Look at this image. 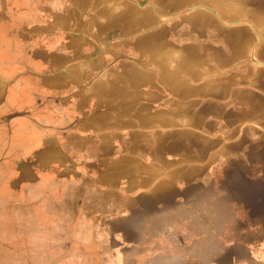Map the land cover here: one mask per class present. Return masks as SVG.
Masks as SVG:
<instances>
[{
	"label": "crops",
	"instance_id": "crops-1",
	"mask_svg": "<svg viewBox=\"0 0 264 264\" xmlns=\"http://www.w3.org/2000/svg\"><path fill=\"white\" fill-rule=\"evenodd\" d=\"M262 127L264 0H0V252L36 257L13 264L143 237Z\"/></svg>",
	"mask_w": 264,
	"mask_h": 264
},
{
	"label": "rangeland",
	"instance_id": "rangeland-1",
	"mask_svg": "<svg viewBox=\"0 0 264 264\" xmlns=\"http://www.w3.org/2000/svg\"><path fill=\"white\" fill-rule=\"evenodd\" d=\"M251 138H256V142H245L237 161L231 155L223 162L221 154L226 150H219L214 171L199 175L196 185H191L197 189L183 191L181 203L170 207L167 212L170 221L159 225L134 223L143 237L131 241L118 236L114 247L98 246L100 253H95L98 248L93 237L65 239L67 251L55 254L53 264H221L228 256L230 260H238L237 253H228L234 247L240 251L248 248L251 256L264 261V150L261 158L257 156L259 152L253 153L264 149V127L261 136ZM34 239L39 245L46 241ZM5 241L8 246L16 244V238L9 235ZM21 258L34 262L36 257L0 252V264H13Z\"/></svg>",
	"mask_w": 264,
	"mask_h": 264
}]
</instances>
